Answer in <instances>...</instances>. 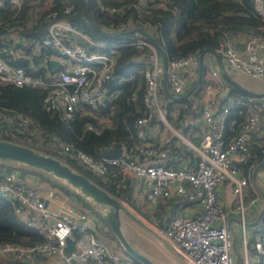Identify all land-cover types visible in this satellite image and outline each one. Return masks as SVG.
<instances>
[{
  "label": "built area",
  "instance_id": "2783aa9c",
  "mask_svg": "<svg viewBox=\"0 0 264 264\" xmlns=\"http://www.w3.org/2000/svg\"><path fill=\"white\" fill-rule=\"evenodd\" d=\"M27 1L29 0H0V13L12 6L17 10L13 17L17 16ZM149 1L152 0H140V3L146 5ZM254 6L257 13L264 16V0H254ZM103 8L112 12L124 10L121 6ZM74 9L73 2H65L62 12L69 13ZM47 22L42 46L50 48L54 54L48 56L45 62L32 65L33 72L37 74L27 71L26 67L15 61L21 57L32 59L41 55L40 48L35 47L27 52L11 42V35L0 36V82L49 89L45 98L47 109L59 110L62 118L70 120L80 105L106 107L112 101L113 93L109 92L108 84L115 79L116 58L111 51L130 45L151 48L153 61L145 70L144 96L150 113L138 119L137 133L142 142L133 153L129 156H103L98 159L71 144L62 143V147L97 174L112 173L110 166H115L123 174L130 173L144 179L150 187L151 196L156 199H167L176 193L180 197L179 210L170 216L162 232L186 257L188 264H240L242 256L244 264H253L249 260L247 246L242 256L240 254L236 241L239 230L236 216L226 212L220 202V187L229 183L238 196V218L245 234L244 195L251 184L253 170L250 175L242 174L239 164L247 158L252 132L264 120V97L249 96L248 99H243L251 103L249 115L239 133L229 142L225 140L227 128L236 125L234 115L241 113L247 104H243L238 96H233L218 111H215L212 104L204 106L201 115L208 124V130L198 144L189 142L197 156L196 166L188 168L169 165L165 162L169 156L168 150L151 142L146 127L155 116L166 118L160 95L164 83V65L156 45L138 31L122 34L121 39L112 43L96 41L59 11L50 13ZM221 54L234 70L264 81V38L250 37L245 51L234 43H229L221 50ZM197 57L196 54H190L169 62V82L174 94L183 93L187 83L181 69ZM52 58L62 61L57 72L50 67ZM214 75L218 76V72ZM128 79L120 77L115 80V84L120 85ZM209 87L218 89V86L212 84ZM12 119V116L0 112V120L3 122ZM22 119L21 125L26 128L29 121ZM116 175L114 172L113 176ZM254 194L252 202L257 204L260 192ZM0 195L18 204L17 211L21 217L28 225L37 228L44 238V241L30 245L0 244L1 257L24 261L58 256L63 264H114L119 260L103 240L100 225L90 217L88 209L72 204L63 212H57L48 205V201L56 195L55 189L42 192L36 184L24 179L19 170L0 169ZM188 205L198 206L197 211L187 214L185 209ZM69 237L75 240L77 247L70 253L66 250ZM255 249V258L262 259L264 232L255 242Z\"/></svg>",
  "mask_w": 264,
  "mask_h": 264
},
{
  "label": "trees",
  "instance_id": "16d2710c",
  "mask_svg": "<svg viewBox=\"0 0 264 264\" xmlns=\"http://www.w3.org/2000/svg\"><path fill=\"white\" fill-rule=\"evenodd\" d=\"M65 2H73L74 11L63 13ZM104 6H121L124 10L112 12L104 9ZM16 11L14 7L8 6L0 13V21L3 22L0 24V36L11 35V42L27 52L35 47L40 48L41 55L32 59L21 57L15 61L34 74L37 72H33L32 65L45 62L48 56L54 54L53 50L42 46L43 35L48 27L47 16L54 11H59L94 40L104 43L118 41L122 34L137 29L146 31L156 39L169 62L190 54L199 55L206 48L221 52L228 41L235 43L252 36L264 38V16L255 10L254 0H152L146 5L141 4L140 0H29L22 11L13 17ZM158 51L162 56L159 48ZM110 53L116 58L115 79L108 84L109 92L113 93L112 101L106 107L80 105L70 120L62 118L59 110L47 109L45 98L49 89L0 82V112L13 117L11 121L0 120V139L27 145L62 159L127 201L147 219L156 218L158 226L164 227L174 213L172 206L175 199L156 201L153 214L143 212L142 203L134 196L135 178L127 177L115 166H110L112 173L97 174L62 147V143H68L99 159L116 142L131 151L142 142L137 133L138 119L150 113V108L144 102L145 70L151 65L153 50L130 45ZM206 71L207 67L201 84L203 88L213 82L205 78ZM123 76L129 79L120 85L115 84V80ZM235 94L247 107L251 105L248 100H243L244 95L239 90L235 89ZM184 102L188 106L179 110L180 117L194 106V102L189 99ZM247 107L234 115L237 122L233 128H227L226 142L239 133L249 115ZM168 108L172 109L171 103ZM22 118L29 121L26 128L21 125ZM156 119L157 116L153 120ZM175 124L179 126V122ZM260 164L264 165V125L252 132L247 158L239 166L244 174L249 175ZM0 169H17L22 172V176L31 173L28 169L5 162H0ZM114 172L116 176H113ZM36 173L53 186L74 194L69 187L48 174L41 171ZM77 197L84 205H88L79 195ZM17 209L18 204L0 195V244L30 245L44 241L39 230L28 225ZM258 226L261 227V233L264 232V211L258 219ZM108 228L110 237L117 240L111 228ZM0 264H21V261L0 256Z\"/></svg>",
  "mask_w": 264,
  "mask_h": 264
},
{
  "label": "crops",
  "instance_id": "0c3cea01",
  "mask_svg": "<svg viewBox=\"0 0 264 264\" xmlns=\"http://www.w3.org/2000/svg\"><path fill=\"white\" fill-rule=\"evenodd\" d=\"M247 41L248 39L247 40L243 39L240 42L247 43ZM229 43L231 42L228 41L226 45ZM161 57L163 60V56ZM222 59L224 63V68L226 69L227 74L231 78L236 80L239 84H241L243 87H245L250 91L256 93H264V81L255 79L245 73L234 70V68L230 65V63L225 59L223 55H222ZM151 60L153 61L152 58ZM163 65H164V60H163ZM205 67H207L205 78H207L208 80L211 79L213 80V82L209 83L205 88H203L201 85L204 78V72L200 84L197 85L201 74L199 55L197 59L192 61L187 67L181 69V73L187 78V83L184 87L183 93L179 95L173 93L172 85L170 84L168 77L169 89L176 96H183L188 94L189 91L194 86L197 85L194 91L192 92V94L188 95L187 97H184L181 100H175L170 97V95L166 92L165 80H164L160 95H161V102L166 113V118L163 119L157 116L156 120H151L148 123L150 140L151 142L161 147H164L165 149L168 150L169 156L167 159H165V162L169 165L183 166L188 168H194L196 166L197 156L190 143L198 144L208 130V124L201 115L202 108L207 104H212L215 111H218L223 105H225L226 102H229L233 96H237L235 94L236 88L234 87H232L228 95L226 96L223 95V93H225L224 92L225 88L227 87V85H229V81L221 72L218 58L214 53L209 52L205 55L204 69ZM215 72H218V76L214 75ZM251 78L257 80L256 81L257 83L254 84V86L249 85L248 80L246 81V79H251ZM210 84L218 86V89L215 90L214 88L209 87ZM242 94L244 95L243 99H248L247 97H249V95H246L244 93ZM165 99L167 100V102H164ZM187 99L193 101L194 106L193 108L185 112L184 116L180 117L179 110L187 108L188 104L184 102ZM170 103L172 104L171 110H169L168 108V105H170ZM246 107L247 106L244 105L243 110ZM247 108L249 110V106ZM176 122H179V126L175 124ZM263 125H264V120L262 121L261 126ZM261 126L259 128H261ZM123 147H124L125 156H129L132 154L133 150L132 151L131 149L129 150L128 148H126V146ZM173 148H176V150L174 151ZM22 168L31 171V173H28L27 175H23V178L36 184L42 190V192H46L49 189L56 190L55 197L48 201V205L57 212H63L64 210H66V208L69 205L72 204L76 205L78 208L88 209L90 211V217L94 218V220L100 225V231L103 240L108 245L110 250L114 252V254H116L119 258V260L115 261L114 264H129L130 262L135 263V261L131 257H129L128 254L125 252V250L123 249L122 245L120 244L117 238H116L117 245L113 242L115 239L111 238L110 235L108 234L109 226L104 221L100 209L98 208L99 206L85 200L83 197L79 195L88 204L86 206L77 197L78 195L77 192L73 191L72 189L71 190L73 191L74 194H69L65 190L57 186H53L49 181L48 182L53 187L46 184L44 185V182H42L43 179L40 177V175L36 173V170H32L26 167H22ZM254 168L255 169H253L251 184L250 186L247 187L244 195V202L246 205L245 234L242 229V223L238 218L239 214L237 212L238 210L237 206L239 203V198L236 194H234L233 188L229 183H225L220 187V202L223 204L226 212L236 216L235 221L237 223V226L239 227L236 241L241 256L245 247L247 246L249 250V260L253 262V264H264V257L260 260H257L254 256V253L256 252L255 242L258 240L261 234L260 231L261 227L258 226V219L264 211V165L261 166L260 164L255 166ZM241 173L244 174L243 170L241 171ZM125 175L130 178H135L134 196L138 199V201H140V203H142L143 206L144 205L148 206V208L152 212H154L155 203L160 199H156L151 196L150 187L146 183V181L130 173ZM255 192H260V200L257 204L252 202ZM169 199H175L174 205L172 206V208H174V212L179 210L180 197L176 193H174L170 198L163 199L161 201L167 202ZM149 200H151V202H149ZM188 206L189 207L185 209L187 214H191L197 211L198 209V206L195 205L193 206L188 205ZM248 223H249V227L247 228ZM158 224L159 223L157 221V225ZM164 227H159L160 231H162ZM105 228H107V230H105ZM118 247L120 248L121 251L117 249ZM49 259L50 258L44 260L47 261ZM241 260H242V264H244L243 256ZM50 264H63V262L60 257L54 256L51 257Z\"/></svg>",
  "mask_w": 264,
  "mask_h": 264
},
{
  "label": "water",
  "instance_id": "95a60500",
  "mask_svg": "<svg viewBox=\"0 0 264 264\" xmlns=\"http://www.w3.org/2000/svg\"><path fill=\"white\" fill-rule=\"evenodd\" d=\"M144 33L161 51L164 60V80H165V88L166 92L170 95L171 98L175 100H181L184 97L192 94L194 89L198 84H200L203 72H204V59L205 55L209 52L214 53L219 61L220 69L226 79L229 81V85L225 88V93L223 95H228L232 89V87L236 88L240 92L254 96L257 98L264 97V93H256L250 91L239 84L236 80L231 78L224 68V63L222 59V54L220 51L206 48L199 54V62H200V79L196 86H194L188 94L183 96L174 95L168 86V77H169V60L165 54V52L160 48L156 39L150 35L148 32L137 29ZM236 46H238L241 50H246V43L236 41ZM62 65V61L58 58H52L50 60V67L54 72H57ZM32 125V123L30 124ZM103 155L106 157H120L124 155V147L121 143L116 142L112 148L107 149L103 152ZM0 162H5L9 164H13L15 166L26 167L32 170L41 171L43 173L48 174L52 178L59 180L63 183V185L69 187L73 191L77 192L78 195L83 197L85 200L92 202L93 204L99 206L100 212L104 221L113 231L115 237L118 239L120 244L122 245L125 252L131 257L135 262H140L141 264H162L154 261L147 255L143 254L138 250L128 238L123 225V215L129 217L134 222L141 225L146 230L150 231L154 235H156L169 249L177 253L180 257H182L187 263L186 257L181 253V251L163 234L162 231H159L152 227L147 223L142 217L136 214V212L132 211L130 207L127 205L125 200L116 196L109 190L103 188L96 182H94L91 178L86 176L85 174L79 172L74 167L63 161L62 159L53 156L51 154H47L45 152H41L35 148H32L27 145H22L10 140L0 139ZM60 182V183H61ZM75 240L72 237L68 238V245L66 250L68 253L76 250Z\"/></svg>",
  "mask_w": 264,
  "mask_h": 264
},
{
  "label": "rangeland",
  "instance_id": "374dc122",
  "mask_svg": "<svg viewBox=\"0 0 264 264\" xmlns=\"http://www.w3.org/2000/svg\"><path fill=\"white\" fill-rule=\"evenodd\" d=\"M247 77V76H246ZM248 80L249 85L254 86L256 84L257 80L255 79H246ZM18 167V166H16ZM55 179V178H53ZM59 181V180H57ZM44 185H50L53 187L48 181L44 180ZM61 182V181H59ZM49 183V184H48ZM62 183V182H61ZM63 184V183H62ZM127 205L130 207V209L134 212H136L137 215L142 217L144 220L147 221L148 224H150L152 227L155 229L159 230V226L157 225V219H152L149 220L146 217H144L139 211H137L134 207H132L127 201H125ZM143 212H147L149 214H153V212L148 208L146 205H142ZM123 225H124V230L132 242V244L140 250L143 254L147 255L154 261L162 264H187L185 260L180 257L177 253L169 249L156 235L151 233L150 231L146 230L143 228L141 225L138 223L134 222L131 220L129 217L123 215ZM249 227V223L247 225V228ZM117 245V241H113ZM121 247V246H120ZM119 251L120 248H117ZM122 249V248H121ZM5 258V257H4ZM50 264L51 263V258L47 261L45 260H40V259H26L24 261H21V264ZM240 264H242V260L239 261Z\"/></svg>",
  "mask_w": 264,
  "mask_h": 264
}]
</instances>
